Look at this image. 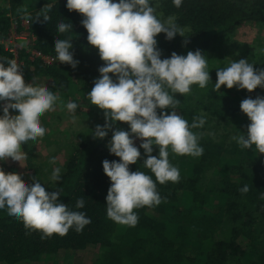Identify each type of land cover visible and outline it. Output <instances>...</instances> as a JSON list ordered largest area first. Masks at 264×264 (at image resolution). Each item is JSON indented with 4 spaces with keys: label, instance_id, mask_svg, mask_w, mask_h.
<instances>
[{
    "label": "trees",
    "instance_id": "16d2710c",
    "mask_svg": "<svg viewBox=\"0 0 264 264\" xmlns=\"http://www.w3.org/2000/svg\"><path fill=\"white\" fill-rule=\"evenodd\" d=\"M49 4L50 20L44 23L36 15ZM65 4L66 0H0V38L6 36L12 18L21 16L29 21L35 46L54 59V40L71 38L74 58L79 60L75 68L56 59L52 64L35 61L23 70V78L53 92L87 96L104 61L86 39L82 14L69 11ZM153 6L158 18L174 16L182 29V35L177 33L171 40L165 39L163 32L156 34L161 58L196 49L206 56L210 76L206 86L193 84L190 93L174 94L179 100L175 110L189 124L194 117H205L202 127L191 129L200 132L198 144L203 154L177 155L169 148L168 159L179 169V181L156 182L161 202L134 209L138 215L134 227L118 224L106 215L110 180L102 170V161L119 157L110 154L106 146L111 129L103 138L91 134L97 124L105 123L104 110L92 104L96 118L79 140L70 143L65 158L56 166L61 169V180L43 184L46 191L59 189L58 201L70 210L84 212L91 223L80 232L70 228L63 236L53 233L41 238L40 230L25 228L22 220L0 209V264H264V153L254 146L241 148L232 139L247 131L234 126L232 133L229 127L234 125L235 115L243 119L237 102L246 97L224 85L213 91L216 68L225 67L221 56L226 54H217L219 45L230 40L241 25H264V0H183L178 8L171 0H153ZM61 21L72 23V31L58 33L56 25ZM2 57L10 59L11 54L0 48ZM258 89L264 96V89ZM227 117L223 127L230 130L222 132L218 126ZM116 126L128 128L122 121ZM207 127L220 132H204ZM134 143L139 147L140 140ZM152 147L151 155H157L158 146ZM139 151L141 156L129 169L149 174L155 182L154 174L142 163L146 158L143 149ZM31 159L29 154L28 162ZM245 184L248 191L240 192ZM78 198L84 200L82 208L75 207Z\"/></svg>",
    "mask_w": 264,
    "mask_h": 264
},
{
    "label": "clouds",
    "instance_id": "9594fccd",
    "mask_svg": "<svg viewBox=\"0 0 264 264\" xmlns=\"http://www.w3.org/2000/svg\"><path fill=\"white\" fill-rule=\"evenodd\" d=\"M171 2L178 8L183 0ZM51 7L49 4L36 17L48 23ZM65 7L82 14L80 23L87 31L86 39L104 61L87 96L91 104L104 110L105 118V123L97 124L91 134L103 138L111 129L106 146L110 154L119 157L102 161V170L110 180L105 197L106 215L118 224L134 227L138 222L134 209L161 202L156 182L175 183L180 179L179 169L169 162V148L177 155L203 154L198 136L191 129L202 127L205 117H194L189 124L175 110L179 100L174 94L190 93L193 84L206 86L210 80L206 56L196 49L186 55L172 52L161 58L156 34L163 32L165 39L171 40L177 33L182 35V29L174 16L158 18L153 0H66ZM72 29V23L61 21L56 25L58 33ZM53 49L57 61L72 68L78 65L71 38H56ZM221 85L248 91L257 86L264 89V68L254 69L246 58L232 60L227 66L216 68L213 91H219ZM57 100L49 87L26 83L22 66L15 59L0 58V160L10 157L24 167L20 163L26 158L22 145L43 138L46 130L40 117L54 110ZM65 107L74 114L78 104L68 101ZM239 108L250 122L244 135L232 139L241 148L254 146L258 153H264V96L246 97ZM9 109L18 111L10 113ZM117 121L127 122V130L113 127ZM136 139L140 140L139 147L134 143ZM152 145L158 146L157 155H151ZM140 148L146 157L142 163L154 174L155 182L149 174L129 169L141 156ZM55 160L56 157L50 158L51 162ZM60 172L59 167H54L50 180L60 181ZM30 179L32 182L25 184L16 172L0 168V209L22 220L25 228L40 230L44 238L53 233L63 236L70 228L80 232L91 223L84 212L70 210L58 201L62 193L59 189L46 191L35 176ZM239 191L247 192L248 185ZM83 206L84 200L78 198L75 207Z\"/></svg>",
    "mask_w": 264,
    "mask_h": 264
},
{
    "label": "rangeland",
    "instance_id": "374dc122",
    "mask_svg": "<svg viewBox=\"0 0 264 264\" xmlns=\"http://www.w3.org/2000/svg\"><path fill=\"white\" fill-rule=\"evenodd\" d=\"M230 38V40L223 41L226 42L223 48L221 47L222 42L219 45L221 49L220 47L218 48L220 50L217 49V54L221 52L226 54L221 56L224 66H227L232 60L246 58L253 64L254 69L264 68V25L258 27L254 24L241 25ZM258 88L259 86L252 91H248L246 89H237L233 86L231 90L233 93H241L240 95L243 97L255 98L256 95H262L263 93ZM54 93L58 96L54 110L47 111L40 117V123L46 130L45 135L43 138H38L35 142H28L22 145V151L25 153L26 158L20 163L24 167L10 157L0 160V168L5 172H16L23 177L22 182L25 184L32 182L30 177L32 172H35V178L40 180L42 185H45L50 180L52 169L65 158L67 151L70 149V143H73V140H79L84 134L88 123L96 118V113L91 110L92 104L84 93L81 95L75 93L73 96H69L66 92L64 94H61V92ZM68 101H75L78 104L74 114L69 113L65 107ZM239 104L240 101L237 102V107H239ZM10 111V113H14L18 110L11 109ZM73 115L75 119H73ZM238 117L235 115L232 118L234 125H229L232 130L228 127H223V124L226 125L227 120H229L228 117L220 121L221 126H218V129L222 132L230 130V132L234 133V129H236L234 126H236L239 131L245 130L250 122L247 115L243 113L242 120L238 119ZM213 130L215 129L207 127L204 132H210V134H218L220 132L218 130V132L214 133ZM196 135L199 137L200 132L196 133ZM29 154L32 156L31 162H28ZM51 157H56L55 162L50 161Z\"/></svg>",
    "mask_w": 264,
    "mask_h": 264
},
{
    "label": "built area",
    "instance_id": "2783aa9c",
    "mask_svg": "<svg viewBox=\"0 0 264 264\" xmlns=\"http://www.w3.org/2000/svg\"><path fill=\"white\" fill-rule=\"evenodd\" d=\"M0 48L11 54L10 59H15L22 69L39 61L41 64H52L55 59L35 46V35L29 27V21L21 16L11 20L5 37L0 38Z\"/></svg>",
    "mask_w": 264,
    "mask_h": 264
}]
</instances>
